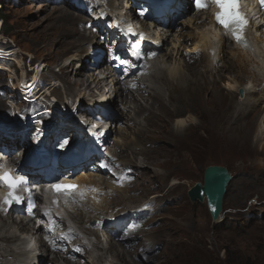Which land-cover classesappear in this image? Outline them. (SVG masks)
I'll use <instances>...</instances> for the list:
<instances>
[{
	"label": "rangeland",
	"instance_id": "obj_1",
	"mask_svg": "<svg viewBox=\"0 0 264 264\" xmlns=\"http://www.w3.org/2000/svg\"><path fill=\"white\" fill-rule=\"evenodd\" d=\"M189 1H184L182 6L185 8L179 10L177 15L170 18L171 21L173 20L169 26L171 35L168 37V41L163 44L164 46L160 44L163 48L161 54L166 51V48L170 46V41L175 38L176 30L180 29V25L177 26L181 22L180 20L192 14ZM76 6L77 2L72 0L57 2H54V0H0V19H5V25L2 26L1 24L0 26V113H3L0 114V122H6L5 124L14 123L13 117L17 114V106L24 103L21 93L23 88L28 87L27 91H33L36 98L41 96L47 98L53 108L57 106L58 112L52 111L53 114L59 116L60 119L65 116L62 113L68 115L67 122L69 123L73 118L70 115L73 112L70 111L75 109L73 104H71L73 105L71 107L68 106L73 100L76 101V97L73 95L78 94L77 97L81 99L79 102L87 103V98L90 97L88 93L96 91L94 87L90 86L91 82L89 87L85 88L84 86L86 80L90 78L88 75L91 76L87 60L89 57H83L88 68L80 70L81 77L86 76V80L83 79L82 84L71 85L72 72L75 68H79L80 64L76 62L70 69L66 70V73L72 71L70 77L67 78L65 71L63 74L60 71V67L67 60L57 54L58 47H54L53 44L47 47L42 46L43 37L61 30L57 28L61 24H65V21L56 12L57 9H64L79 16L81 21L79 20L76 26L72 23L73 27L83 34L88 33V30H82L78 25L85 17L77 13ZM173 13L172 11L171 14ZM0 23H2L1 20ZM185 27L186 25L183 27L182 32L187 29L190 32L194 31L192 28ZM205 28H208V26L206 25ZM259 34L262 35L258 31ZM74 36L70 38L79 39L77 35ZM93 36L92 43H95L93 48H102L101 40H96V36ZM64 42H66V39L62 40V48L65 47ZM189 42L192 43V40H189L188 44H190ZM83 47L88 48L87 43ZM227 57L228 53L223 57L222 65L228 66ZM165 58L164 61L167 62L168 59ZM185 59L189 58L186 57ZM200 61H198V65L196 64L198 62H193L195 66L197 65L200 70L204 71V63L202 60ZM193 62H191V59L190 62L185 61L188 65ZM154 64V68H164L161 58L156 60ZM218 69L221 71L217 69L212 73L208 71V78H217L220 74L229 75L226 68L221 66ZM40 70L41 74L38 77ZM64 77L67 80L65 83L61 81ZM31 78L32 83H30L35 87L26 84V80ZM148 78L149 76L143 81V86L147 87L142 90L144 92L143 95L140 94L141 96L127 86L137 101L130 100L131 103H129V107L126 106V109H124L123 102L119 100L108 102L109 106L114 104L115 110L112 109V114L116 118L111 119L106 138L109 144L107 151H113L114 157L120 158L118 163H131L135 166L138 174L133 184L134 191H127V194L131 195L127 199L123 196L117 197L118 199L114 201L112 198L110 201V195L106 191L108 189L115 190V185L114 187L111 186L113 185L111 184L114 179L113 175H105L108 179H102V176L96 174V178L91 182L101 180L99 195L95 197V200L85 202L83 208L79 209L82 210L86 219L88 216L100 212L96 204L110 202V209L113 208V213L120 216L127 210L139 205L144 199L155 198L157 202L155 207H157L156 212L158 214L153 218L156 219L152 223L153 230H149L147 233L152 246L158 245V248L154 251L156 255L153 254L155 257H148L147 254H144V257L136 258L135 261L129 256V253L126 254L122 250L121 243L115 241L112 237L109 238L107 232L103 230L91 236L94 241L92 244L88 240L84 241L89 245V248L75 238L71 240V244L74 242L84 244L88 248L91 257H94L95 264H131V261L134 264H187L184 258L188 261L189 255H200L204 249L218 259L223 260L229 252L231 258L240 256L246 264H264V107L261 106L264 99L263 103L257 106L261 102V99L257 98V94L248 95L254 103L241 104L246 96L245 92L240 95L239 88L233 91L222 88L221 92L225 97L218 100L217 103H206L208 95L204 92L199 94L194 103L191 104L187 98L182 96L176 97L174 95L169 99L170 91H167V87L161 86V82L154 84L152 76ZM216 80H218L217 84L222 87L225 86L227 81L225 77ZM39 83L42 84L43 89L36 92ZM151 89L161 91L162 100H158V103L152 101L153 98H149L148 93L152 92ZM106 91L107 89L100 94L107 95ZM262 93L264 95V92ZM225 102L228 103V106H224ZM5 109H9L7 113H4ZM122 112H126V114H122ZM78 115L81 116L80 113ZM188 115L194 119V122L182 131H175L174 122L176 118H186ZM225 119H228L229 129L223 126ZM77 125L81 127L82 123L79 122L73 126ZM85 127L83 126L84 131L82 132H85ZM137 128H141V130L140 133L136 134ZM1 135L5 137L4 133ZM90 140L91 138L87 135L83 143ZM7 149L6 147L5 150ZM143 149L147 153L142 157L140 152ZM105 161L109 163V156L105 155ZM102 162L104 161H101L100 164ZM211 164L225 166L232 176L223 198L221 211L223 222L211 219L205 201H191L187 194L192 185L203 181L204 169ZM111 168L116 173V163H112ZM142 171L145 173L143 174ZM87 172L89 171H86L85 174L81 172L75 174V177L86 176ZM90 173L95 176L94 173ZM116 178L115 176L114 181H116ZM94 186L95 184L92 185V187ZM156 197L160 199L158 200ZM96 199H100V202H96ZM91 205H94V207H91ZM86 207L92 213L86 211L84 209ZM9 215L11 214L9 213ZM110 216L107 215L106 217ZM1 218L8 220L5 216H1ZM91 220L95 221L94 218H91ZM17 221L16 215L9 217L12 226L19 224ZM89 221L82 224V222L78 223L73 219L72 223L88 228L87 226H90ZM2 224L3 222L0 221V234H8V231H11L12 228L9 225L4 228ZM223 224L224 226H222ZM129 228H131V225L125 227L124 232ZM11 232H14L17 237L19 236L17 229ZM143 233L141 232L139 235ZM20 240L19 237L17 241L9 242V246L0 244V253L6 254L4 257L8 264H10L9 261H12V259H9L11 251L18 247ZM132 244L131 246H133ZM110 246L115 250H106ZM131 246L126 250L133 251ZM4 250H7V252L5 253ZM116 251L119 255L123 254L124 259L121 258L117 261L116 256H114ZM52 256L54 255L49 252L47 255H43L44 262L40 261V264H54L51 259ZM95 258L99 259L100 262ZM248 258L249 260H246ZM59 263L65 264L63 261ZM70 263L72 264L71 261ZM86 264L91 263L87 262Z\"/></svg>",
	"mask_w": 264,
	"mask_h": 264
},
{
	"label": "bare ground",
	"instance_id": "obj_2",
	"mask_svg": "<svg viewBox=\"0 0 264 264\" xmlns=\"http://www.w3.org/2000/svg\"><path fill=\"white\" fill-rule=\"evenodd\" d=\"M105 1H106V3H110L114 7H116L114 0H105ZM180 2H181V0H177V1H172V3L169 4L170 9L174 10L173 15L178 14L177 11L185 8L183 6L181 8H179V6L181 4ZM122 5H123V1H120V0L117 1V6L120 7ZM56 12L58 13L59 17L65 21V24L64 25L61 24L57 28V29H61V30H59V31H57L51 35L43 37L42 46L47 47V46H50L51 44H53L54 47H58L57 48L58 49L57 54L61 55V57L66 58V60H67V61H65L66 63L63 64L62 67H60V71L62 74L64 73V71L66 73L67 69H70L71 66H73L74 64H76V62H78L80 64V67L75 68L73 70V72L68 71L66 73V77L69 78L70 74L72 72L73 78L71 79L70 84L71 85L82 84V80L83 79L86 80L85 79L86 76L81 77L82 74H81L80 70L88 68L87 62H85V59L83 57H86V58L89 57L88 59H91V53L90 52L92 51V49L94 47V45H92L91 43L93 41L92 38H94V36L92 35V33H89V32H88L89 34L88 33L83 34L82 32L75 30L72 23L75 24V26H76L77 22H79V20L81 21V18L79 16L74 15L71 12L64 10V9L63 10L57 9ZM203 14H204V16H203ZM106 17H107L106 21L110 17L115 18L114 23H116V19H118V17H115L113 14H108ZM170 17L171 16L168 15L167 17H164V18L162 17L161 19H159L157 21L160 29H156L154 34L151 36V43H148L145 45V50L151 51V52H156V55L154 56L155 58L153 57V60H152L153 63L151 62L152 65L147 70H144L141 74H139L135 77V83L137 85L131 89L134 90L137 93V95L142 94L144 92L142 90H144L145 87H147V86H143L144 83L140 82V81L146 76H149V78L152 76L154 84L161 82V86H166L167 91L168 90L170 91V92L168 91L170 93L169 99H171L174 95L176 97L182 96L184 98H187L190 101V103L193 104L196 97L199 96V94H202L205 92L208 95L207 99H206V103L207 102L217 103L218 100H221V98L225 97V95H223V93L221 92L222 88H225L229 91H233L234 89L236 90L237 88H239L243 92H245V94H246L245 98L241 101V104H245V105L253 104L254 101L250 98V96H248V95H253V94H257L256 95L257 98L261 99V102L257 106H260V104L263 103L264 95L262 92H264V31H260V33H262L261 36H260V34L258 35L259 28H264V15L263 14L258 13L251 20V22L249 21L250 24H249L248 32H249V34H250V36L254 42V45H255V48L253 50L246 51V50L241 49L239 46L235 45L232 42L231 37L221 33V31H219L217 28H215L213 26V20H212V17L210 15H207L206 13H201V14L196 13V14H191V15L189 14L187 17H184L183 20H180L181 22H179V20H178L179 23L177 22L178 23L177 26L180 25V29L176 30L177 33H176V35H174L175 38H173L170 41V46L168 48H166V51L164 53L161 54L160 52H161V49H163V48H161L160 44L161 45L165 44V42L168 41V37L171 35V33H169L170 32L169 26L173 20L171 21ZM257 19H258L257 24H254L255 20H257ZM169 20H170V22H169ZM261 20H262V22H261ZM185 25H186L185 28H187V27L192 28L194 31L190 32L187 29V30L182 32V30L184 29L183 27ZM206 25L208 26V28H205ZM80 28L82 30H85V28L83 26ZM74 35H77L79 39L75 40V38H70V37H75ZM59 38H60V40H59ZM63 39H66V42H64L65 47L62 48L61 43H62ZM96 39H97V37H96ZM189 40H192V43L189 42L190 44H188ZM86 43H87L88 48L83 47ZM73 49H75V50L72 52ZM225 49H228V50H225ZM81 52H84L85 55H84V53L82 54ZM226 53H228V57H227L228 58V61H227L228 66L222 65L223 64V57L226 55ZM164 57H166L165 59H168L167 62L164 61ZM186 57L189 59H185ZM160 58H161V63L164 64V68L163 69H160L159 67L154 68V65H155L154 62L156 60H159ZM190 59H191V62L194 61L195 63L198 61L201 62L200 60H202L204 63V67H205L204 71L200 70L199 67H197L199 62L196 63L197 64L196 66L194 65L195 64L194 62L192 63L193 65L192 64L188 65L185 63V61L190 62ZM166 63H169V64L167 65ZM221 66L226 68V70L229 72V75H226L227 77L224 76L223 74H220L217 77V78H221V79L223 77H225L227 79L224 87L217 84V81H218V80H216L217 78H212L211 76H210L211 78H208L209 76L207 74L208 71H210L212 73V72H215L217 70H220L221 68L220 69H218V68ZM107 69H109V68H107ZM145 74H147V75H145ZM66 77H64L63 80H61V79L60 80L63 83H65V81H67V80H65ZM88 77H90V78L88 80H86V82L84 84L85 88L89 87L90 82L95 81L94 78L92 77V74H91V76L88 75ZM30 86H31V84H30ZM32 86H34V85L32 84ZM108 86H109L108 84H101L100 81H98L96 84V87L99 88V93L104 91L105 88H107ZM111 88H114L113 96L111 97V100H112L111 102H115V100L116 101L119 100V101L123 102L122 104L124 105V109H126V106L129 107V103H131V102H129L130 100L131 101L136 100L135 99L136 97L133 96L134 94H132V92H130L128 90L126 83H118L117 82L113 86L110 85V88H109L110 90L108 89L106 91V94L109 93L108 91H112ZM151 91L152 92L148 93V96H149V98H153L152 101L157 102L158 100H162L161 91H155L153 89H151ZM21 93L25 94L26 91H21ZM27 93H29V91H27ZM30 93H31L32 97H35V94L33 93V91H30ZM260 93H262V94H260ZM73 96L76 97V101L73 100L70 103V105H68L69 107L74 105V107H76L77 111H81L83 106H85V105L87 106L89 104L88 102L87 103L79 102L81 99H79L77 97L78 94H74ZM105 97L108 98V97H110V95L105 96ZM172 100H174V99H172ZM71 104H73V105H71ZM99 105H101V104H99ZM224 106H228V103L225 102ZM261 106L264 107V103H263V105L261 104ZM105 108L108 111L106 120H111L112 118H116V116H114L112 114V109L115 110L114 104L112 106H109V104H108ZM130 109H132V108H130ZM8 110L9 109H5L4 113H7ZM52 111L57 113L58 112L57 106L55 108H52ZM70 112L71 113L75 112V109L73 111L71 110ZM0 114H3V113H0ZM122 114H126V112H122ZM62 115H65V116L62 119H60V118H58V120L56 119L57 123L54 124L53 128H57V129L59 128L60 131L66 132V130L70 127V123L67 122V119H69V118L67 117L68 115H66L64 113H62ZM54 117H57V116L54 115ZM62 121H64L63 124H61ZM192 122H194V119L190 115L186 116V118L185 117L184 118H181V117L176 118V120L174 122L175 131H182L184 128H186ZM2 123H6V122H0V124H2ZM227 123H228V119H225L223 126H226V128L229 129L228 128L229 125ZM41 124H42V127H45V125H43V124H46V123H39V125H41ZM104 124L106 127V125L108 124L107 121ZM83 126L84 125L82 124L81 129L78 131L79 136L82 134V131H84L82 129ZM109 129L110 128L108 127L107 130H109ZM137 129H138V131H135V129H133V131H135L136 134L140 133L141 128H137ZM85 132H87L86 129H85ZM75 144H77V142H75ZM118 147H120V146H118ZM4 149H6V147ZM7 150L12 151L13 148L7 149ZM140 153L142 154V157H143L146 155L147 151L145 152L143 149V150H141ZM15 154H16V151H15V153L9 155L10 158H13L12 156H15ZM19 156H21L20 153L17 155L16 159L14 157V162L17 163L21 160L19 158ZM136 171L137 170L135 169V166L131 165V163L130 164H128V163L123 164L119 168V177H123L122 175H124L125 173L129 174L130 177H124L126 182L124 184H122L121 180L118 179V177H117V169H116V173L114 174V180H115V176H116L117 177L116 183L118 184V187H115V190H114L115 192L112 190H109V189H108L109 191L107 190L108 194L110 195V201L112 198H113L112 200L114 201V200L118 199L117 197H123L124 196V198L127 199L128 197L131 196L130 194H127V191H129V190L134 191V188H133L134 185L133 184L135 183V180H136V177L138 174ZM142 173L144 174L145 172L142 171ZM83 174H85V173H83ZM94 178H96V174H95V176H93L90 172H87L86 176H84V177H79V176L74 177V179L85 181V183H86L85 195H87V196L91 195L93 192L92 189H94V187H92V185L93 184L96 185L95 182H91V180H93ZM104 178L108 179V177H106L105 175H104ZM138 179H139V177H138ZM138 185H140V184H138ZM111 186L114 187V185H111ZM137 191H140V190H137ZM106 198H107V196H106ZM105 200L107 201V199H105ZM103 203L104 202H102L100 204H96L98 209H100L99 217L93 215V216H88L85 219L84 218L85 216H83L82 210H80L78 207H76V208L75 207H68V209H69L68 210V217L70 218L71 221L73 219H75L76 222H78V223L82 222V224L84 222L91 220V218H94V219L97 218L98 219L97 226L84 228L85 231H87L88 234H90L91 236H94V233L101 232L102 230L107 232V236L109 238L112 237V239L121 243V245L123 246L122 250L126 254L129 253V256L135 261L139 258L144 257V254H147L148 257L154 256L153 255V254H155L154 251H155V249L158 248V245L152 246V242L148 238L149 234L147 232L149 230H151V231L153 230L152 229V227H153L152 223H154L156 221V219H153V218L158 214V212H156L157 207H155V205H157L155 198L144 199L143 201H141V203H139V205H137L136 207L134 206V208L131 207L132 209H129L124 214L120 215V217L118 218L117 221L111 219L110 217H108L109 219H105L103 217L104 214L105 215L106 214L111 215L113 218L119 216L118 214L113 213V208L110 209V204H111L110 202L109 203L106 202V204H103ZM144 205H151V211L148 212V210H145V209L142 210V208H144ZM91 207H94V205H91ZM71 208H72V210H70ZM87 208L88 207H86L84 209L86 211H88L89 213H92L90 210H88L89 208L88 209ZM139 209H141V215L144 216V220L140 223L139 229L136 230L135 232L129 233L128 236H125V234H127L128 232L127 233L123 232V233H121V236H117L115 239L114 238L115 234L117 233V231L119 229H121V227H119V229L116 230L115 229L116 226L120 224V221L126 223V221L130 220L131 217L134 216V212H137ZM85 214H86V212H85ZM1 216H3V215L0 213V221L3 222L2 226L4 228L9 225L12 228L11 231H13L14 229H17V230L22 229L24 231L28 230L27 228H25L26 223H23V222H19V224L12 226V224H10V222H9V217H10L9 213L5 216V218H8V220H3L1 218ZM91 222L93 223L94 221H91ZM63 225H64L63 229H65L66 226H65V224H63ZM68 226L71 227V223L69 221H68ZM135 226H137V223ZM90 228H93V229H90ZM11 231H8V234H3V235L0 234V242H2L0 244H3L4 246H9L8 245L9 242L17 241L19 239V236L17 237L16 234L14 232H11ZM111 232L113 233L114 237L111 235ZM141 232H144V233L139 235V233H141ZM67 233H68V235L72 234L71 232H67ZM123 236H125V237H123ZM74 238H72L71 240H74ZM132 243H134L135 245ZM33 244L34 243L31 242V243H28L27 246L30 247V246H33ZM63 244L65 247L67 246V247L74 248V250L76 252V254H74L72 264H86L87 262H90L91 264H95L94 263V257L93 258L91 257V254H90L88 248L84 244H82L80 242H77V243L74 242L70 245H66V243H63ZM131 244L133 246H131ZM129 246L133 247V251L130 250V252H129L128 250H126L127 248H129ZM138 248H140V250H138ZM7 249H9V248H7ZM106 250L114 251L115 249L110 246V247L106 248ZM134 250H135V252H134ZM4 252L6 253L7 250H4ZM48 252H49L48 247L45 246L44 244H42L39 248L40 256L36 257L38 259V264H40V261L42 263L44 262L42 256L45 254L47 255ZM114 254H115L114 256H116L117 261L119 259L121 260V258L124 259L123 254L119 255V253H117V251ZM133 254H134V256H132ZM4 256H6V254L3 253L1 255V253H0V264H8ZM10 256H9V258H10ZM99 258H100V256H99ZM51 259H52L54 264H60L59 263L60 261H63L65 264H71L70 261H68V257L61 259L59 256L54 255L51 257ZM82 259H84V260L82 261ZM153 259H155V258H153ZM96 260L99 261V259H96ZM140 261H141V259H140ZM130 263L134 264L132 261Z\"/></svg>",
	"mask_w": 264,
	"mask_h": 264
},
{
	"label": "snow or ice",
	"instance_id": "obj_3",
	"mask_svg": "<svg viewBox=\"0 0 264 264\" xmlns=\"http://www.w3.org/2000/svg\"><path fill=\"white\" fill-rule=\"evenodd\" d=\"M211 2L219 9L215 13L217 23L224 28L226 33H230L237 43H242L245 47H248L249 45L246 40L245 30L249 24V19L243 10V0H211ZM258 2L261 7H264V0H258ZM195 6L199 10L206 8L208 5L206 0H195ZM134 47L137 50V58H139V45H135ZM152 55H155V53ZM114 58L119 59V57ZM121 63L128 64L129 61L121 60ZM131 87H135V85H131ZM101 167L107 169L110 166L105 161L101 163ZM25 183L26 181L23 178L15 179L7 172L0 175V184L10 189L2 203L8 207H11L13 204L23 203V198L16 195V190ZM52 188L57 193L63 192L66 195H70L74 190L78 189V186L74 184H54L52 185ZM92 191L96 190L92 189ZM53 203L57 202L53 201ZM29 204L32 207H35V204L31 200H29ZM44 215L48 216L50 213L45 212ZM49 230L51 231L52 229Z\"/></svg>",
	"mask_w": 264,
	"mask_h": 264
},
{
	"label": "water",
	"instance_id": "obj_4",
	"mask_svg": "<svg viewBox=\"0 0 264 264\" xmlns=\"http://www.w3.org/2000/svg\"><path fill=\"white\" fill-rule=\"evenodd\" d=\"M239 93L241 95L243 91L239 89ZM231 179V173L225 166L208 165L203 172V181L196 182L188 189L189 199L191 201H205L211 219L224 221L221 215L223 198Z\"/></svg>",
	"mask_w": 264,
	"mask_h": 264
},
{
	"label": "trees",
	"instance_id": "obj_5",
	"mask_svg": "<svg viewBox=\"0 0 264 264\" xmlns=\"http://www.w3.org/2000/svg\"><path fill=\"white\" fill-rule=\"evenodd\" d=\"M5 25V19L2 18V26ZM224 226V224L222 225ZM187 264H246L244 259L239 257L231 258L230 253L227 252V257L223 260L213 256L208 250H203L200 255L191 256L189 255L188 261L184 258ZM246 260H249L246 259Z\"/></svg>",
	"mask_w": 264,
	"mask_h": 264
}]
</instances>
